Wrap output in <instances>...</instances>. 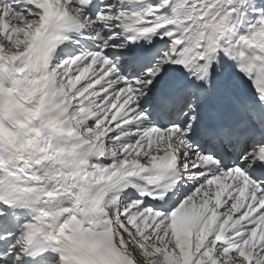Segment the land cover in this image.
<instances>
[{
  "label": "snow or ice",
  "instance_id": "obj_1",
  "mask_svg": "<svg viewBox=\"0 0 264 264\" xmlns=\"http://www.w3.org/2000/svg\"><path fill=\"white\" fill-rule=\"evenodd\" d=\"M0 264H264V0H0Z\"/></svg>",
  "mask_w": 264,
  "mask_h": 264
}]
</instances>
